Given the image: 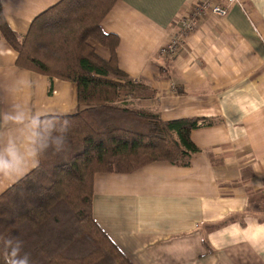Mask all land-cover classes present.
<instances>
[{"label":"crops","instance_id":"1","mask_svg":"<svg viewBox=\"0 0 264 264\" xmlns=\"http://www.w3.org/2000/svg\"><path fill=\"white\" fill-rule=\"evenodd\" d=\"M60 1L0 4L11 30L24 34ZM199 1L117 0L100 24L118 39L117 68L137 82L129 108L200 120L186 165L94 176L93 220L130 264H264V0H237L225 17L199 20L175 55L164 54L177 20ZM91 45L110 60L107 47ZM16 58L0 37V116L15 105L65 116L88 108L75 84L55 79L48 95L49 79ZM15 134L0 122V135ZM15 182L0 178V194Z\"/></svg>","mask_w":264,"mask_h":264},{"label":"trees","instance_id":"2","mask_svg":"<svg viewBox=\"0 0 264 264\" xmlns=\"http://www.w3.org/2000/svg\"><path fill=\"white\" fill-rule=\"evenodd\" d=\"M117 0H61L24 34L9 27L0 4V37L17 54L16 67L76 85L79 105L65 149H49L39 166L0 194V236H17L32 264H130L92 216L96 174H128L152 162L186 165L198 119L163 121L127 105L137 92L115 61L116 36L100 24ZM91 42L111 52L101 60ZM0 264H5L0 247Z\"/></svg>","mask_w":264,"mask_h":264},{"label":"clouds","instance_id":"3","mask_svg":"<svg viewBox=\"0 0 264 264\" xmlns=\"http://www.w3.org/2000/svg\"><path fill=\"white\" fill-rule=\"evenodd\" d=\"M0 122L16 129L15 135H0V178L10 182L36 169L49 149L63 151L71 128L64 114L29 112L20 105L0 116ZM0 247L5 264H32L31 254L23 250L19 237L0 236Z\"/></svg>","mask_w":264,"mask_h":264},{"label":"built area","instance_id":"4","mask_svg":"<svg viewBox=\"0 0 264 264\" xmlns=\"http://www.w3.org/2000/svg\"><path fill=\"white\" fill-rule=\"evenodd\" d=\"M220 1L221 0H200L188 13H184L180 16L177 22V33L170 38L162 52L172 56L175 55L183 39V34L191 33L199 20L210 16L219 18L225 17L228 8L237 2V0H225L227 6L224 7L220 5Z\"/></svg>","mask_w":264,"mask_h":264},{"label":"rangeland","instance_id":"5","mask_svg":"<svg viewBox=\"0 0 264 264\" xmlns=\"http://www.w3.org/2000/svg\"><path fill=\"white\" fill-rule=\"evenodd\" d=\"M177 22H178V20H177Z\"/></svg>","mask_w":264,"mask_h":264}]
</instances>
